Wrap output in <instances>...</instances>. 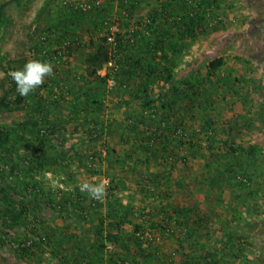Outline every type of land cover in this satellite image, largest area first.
<instances>
[{
    "label": "rangeland",
    "instance_id": "obj_1",
    "mask_svg": "<svg viewBox=\"0 0 264 264\" xmlns=\"http://www.w3.org/2000/svg\"><path fill=\"white\" fill-rule=\"evenodd\" d=\"M129 1L102 0L95 7L93 0H0V124L13 128L12 142L19 137L0 151V180L16 186L45 217L17 229L22 245L16 242L12 251L0 246V264H94L97 249L102 264H264V15L258 0H139L134 8ZM165 7L172 23L200 14L183 46L168 49L175 73H192L200 96L168 109L174 116L165 122L203 131L197 153L175 165L167 145L150 140L172 93L145 109L139 105L144 99L128 107L125 98L144 80L126 86L119 66L111 64L100 78L89 79L85 71L88 54L110 35L139 40L124 44L119 60L146 54L131 24ZM104 8L107 25H97ZM61 33L80 44L64 64L66 58L52 57L65 47ZM219 57L223 65L209 74L206 66ZM33 59L50 62L53 71L20 110L11 111L10 72ZM89 89L98 92L93 109L84 93ZM24 120L30 130L18 125ZM95 120L99 127L92 132ZM48 121L65 132H46L41 144L38 127L46 129ZM87 130L102 138L91 141ZM184 135L179 140L187 141ZM250 146L258 150L255 159ZM84 183L102 184V198L82 191ZM57 212L65 215L54 217Z\"/></svg>",
    "mask_w": 264,
    "mask_h": 264
},
{
    "label": "trees",
    "instance_id": "obj_2",
    "mask_svg": "<svg viewBox=\"0 0 264 264\" xmlns=\"http://www.w3.org/2000/svg\"><path fill=\"white\" fill-rule=\"evenodd\" d=\"M122 1L124 2V0H121V2ZM138 3L139 0H131L128 2V6L135 7ZM107 12V8H104L103 12H100V15H97V22L99 23L97 25H107L106 18L109 16ZM75 13L76 12H74V14ZM169 14L170 13L166 11L165 7V9H163V12L158 13L155 10L149 14L148 19L142 20L140 18H137L135 23L131 24L133 25V28L131 30L133 31V33H135V36L139 39L141 38L140 40L142 45H140V49H146V54H142L139 52L138 56L137 53L132 52L130 53V57L119 60L120 52L124 50L123 45L126 44V47L129 46V44L134 46L135 43L139 42V40L137 39L136 41H134V36H131L126 41L123 40L122 37H115V52H111V46L109 45L108 41L107 44L97 45L86 58L85 71L87 78L92 79L99 75V72L104 68V66H108V63L113 61L114 67L116 66L117 68L119 66L117 71L120 77V81L126 86L133 78L144 80L143 84H145V86H143V84H140L138 91L131 92V94L128 95L127 98H125V104L128 107L130 106L132 101L138 102L139 100L144 99V101L142 100V104L139 105L142 109H145L143 105L146 104L147 106L151 107L153 103H157L158 101L161 102L162 98L164 97H166L167 99V94L172 93V101L170 103L167 102L165 106H162V110L164 111V113H162L161 115L162 122L160 125H158L156 130L154 128V130L150 133V140L152 141V139H158L159 141H161V143L166 144L167 146L165 147V150L169 148V151L167 150V157L170 159L169 164L171 165L173 163L175 165L179 160H184L185 162V159L187 157L190 158L189 154L191 152H195V154L197 153V149L198 147H200L199 135L203 131L199 129L192 131L193 126H189L188 128L190 129V131H192V133L189 134L190 131H186L182 124L169 125L167 122H165L171 119V115L172 117L174 116V111L172 113V110L169 111L168 109H172V107L176 106L180 101L187 100L190 103L195 98L200 96L198 94L199 91L197 90L199 83L195 82V77H191L192 73L185 77H179V74L175 73V66L177 64L176 59L174 60L170 57V51H168V49L170 48V46L173 50H176L179 46H183L182 44L184 42V38L189 36L191 37V35H193L197 20L198 18L200 19V14L189 13L188 15L185 14L179 17L176 16L177 19L173 23L168 22ZM160 19L162 21L160 23H157ZM68 37L69 36L63 37L62 33L60 35V38H65L64 40L66 41H64V46L66 47L68 54L71 56L72 51L75 49L77 50L80 44H74L70 41L68 42ZM41 39L42 41L47 40L43 36ZM172 39L177 41L171 42ZM105 40H107V38L104 39V42ZM90 43L92 44V47L95 46V44H93L92 42ZM52 57L55 61L58 60V57H61L62 59V52L59 50H55ZM67 60L68 59L62 62V64L67 63L69 61ZM223 63V58L219 57L214 61L209 62L206 66V70L209 74L213 75L216 70L223 65ZM156 78L161 79V81L163 82L161 86H154L153 81ZM147 86H154V88L148 90ZM10 93L11 96L14 95L15 97L13 102L14 106L13 108H10V110H20L21 105H23L26 100V97L21 96L16 91L15 81ZM84 93L86 95V100H92V102L88 104V107L93 109L92 105L98 103L96 99V97L98 96L97 90L89 89L87 91H84ZM148 99H151V101L148 102ZM38 108L39 105L34 103L32 109L36 111ZM177 113H179V110L177 111ZM5 125L6 124H0V151L4 150L5 152H7L10 150V147H12V145L14 146V144L19 141V137L14 142H12L11 139L14 138V130L13 128L7 130V128H5ZM18 125L22 126V128L25 130L27 128L28 130H30L31 128L28 122L26 123L25 120L23 121V123L19 122ZM48 125L49 126L46 129L44 128L45 132H42L43 127L41 125L38 127V139L41 140V144L43 143L42 139L44 138L43 136L46 134V132L53 137H57L61 135L62 132H65L64 125H56L54 122L50 121H48ZM34 126L37 127L38 123L34 122ZM79 127V125L74 126V131L76 130L77 132L79 130ZM98 127L99 123L97 120H95L93 122V125L89 128H91V131L93 132L97 131ZM231 127H233V123L231 124ZM133 130L138 131V125L134 124ZM86 132L91 135L89 136V138L93 142L99 141L102 138L101 134H97L94 136L91 132L89 133L88 130ZM181 134L187 135V141L184 142L183 140H179V135ZM146 150L147 152H150V147L146 148ZM181 151H185L186 154L184 156H181ZM65 153L66 152H63L62 156H65ZM257 154L258 150L256 149V147L250 146L249 157H253L255 159ZM174 165H172L171 168H173ZM27 198L28 197L24 193H22L16 186H13L8 181L4 182L0 180V246L3 249L12 251L16 242L19 243V245H22L21 240L18 241L17 238V229L19 227L24 226L25 223L29 222L30 219H34L36 224H40L45 218L43 216V209H41L39 205H32L30 201L27 200ZM30 212L33 213V216H31ZM63 215H65V212H57V215L54 217L58 218L60 216V218H62ZM64 222H66V219H64ZM49 227H52V224H50ZM21 250L27 251V249L22 246ZM100 254V251L97 249L96 253H94V256L91 255L93 257L91 258V260L94 264H102L101 260L98 257L100 256ZM212 258H214V256ZM19 261L21 262V260Z\"/></svg>",
    "mask_w": 264,
    "mask_h": 264
},
{
    "label": "clouds",
    "instance_id": "obj_3",
    "mask_svg": "<svg viewBox=\"0 0 264 264\" xmlns=\"http://www.w3.org/2000/svg\"><path fill=\"white\" fill-rule=\"evenodd\" d=\"M53 71L52 64L48 61L33 59L26 62L22 68L11 71L10 76L16 83V91L21 96H27L37 86L41 85L46 75ZM81 190H87L93 198H102L104 186L84 183Z\"/></svg>",
    "mask_w": 264,
    "mask_h": 264
},
{
    "label": "built area",
    "instance_id": "obj_4",
    "mask_svg": "<svg viewBox=\"0 0 264 264\" xmlns=\"http://www.w3.org/2000/svg\"><path fill=\"white\" fill-rule=\"evenodd\" d=\"M93 3H94L93 6L97 7V6H99L102 3V0H93ZM86 7L90 8L91 6L90 5H86L85 8H84L85 9L84 11H86V9H87ZM114 40H115V36H113V35L107 36V40L106 41H108L109 45L111 46L110 49H111L112 53L115 52V50H114L115 41ZM61 52H62L63 58H66V59L69 58V54H68V51L66 50V47H64ZM59 55H60V53H59ZM109 64L114 65V62L111 61V62L108 63V65ZM107 183H109V180H108Z\"/></svg>",
    "mask_w": 264,
    "mask_h": 264
},
{
    "label": "crops",
    "instance_id": "obj_5",
    "mask_svg": "<svg viewBox=\"0 0 264 264\" xmlns=\"http://www.w3.org/2000/svg\"><path fill=\"white\" fill-rule=\"evenodd\" d=\"M258 6H257V8H258V13L260 14V13H262L263 15H264V0H258ZM246 5H247V3H246ZM248 6V5H247ZM254 6L255 5H252V7H251V9H253L254 8ZM249 7V6H248ZM251 9H249V11L250 12H252V10Z\"/></svg>",
    "mask_w": 264,
    "mask_h": 264
}]
</instances>
